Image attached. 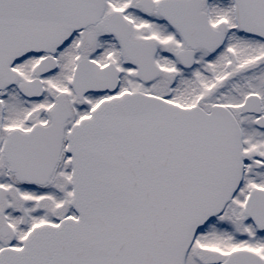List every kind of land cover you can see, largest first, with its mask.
Listing matches in <instances>:
<instances>
[{
    "label": "snow or ice",
    "instance_id": "6c2138e0",
    "mask_svg": "<svg viewBox=\"0 0 264 264\" xmlns=\"http://www.w3.org/2000/svg\"><path fill=\"white\" fill-rule=\"evenodd\" d=\"M0 264H264V0H0Z\"/></svg>",
    "mask_w": 264,
    "mask_h": 264
}]
</instances>
